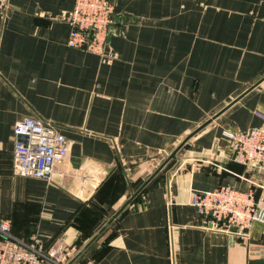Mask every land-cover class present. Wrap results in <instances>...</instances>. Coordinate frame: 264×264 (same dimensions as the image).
I'll return each instance as SVG.
<instances>
[{
	"label": "crops",
	"instance_id": "0c3cea01",
	"mask_svg": "<svg viewBox=\"0 0 264 264\" xmlns=\"http://www.w3.org/2000/svg\"><path fill=\"white\" fill-rule=\"evenodd\" d=\"M73 0L0 11V220L71 259L195 128L264 76V0H116L105 52L66 44ZM49 121L68 150L52 178L14 173L13 125ZM264 124V79L192 135L75 264H264L263 225L208 230L193 191L252 190L225 130Z\"/></svg>",
	"mask_w": 264,
	"mask_h": 264
},
{
	"label": "built area",
	"instance_id": "2783aa9c",
	"mask_svg": "<svg viewBox=\"0 0 264 264\" xmlns=\"http://www.w3.org/2000/svg\"><path fill=\"white\" fill-rule=\"evenodd\" d=\"M115 7L116 0H73L67 14L70 25L67 46L103 55ZM8 9L9 0H0V11L4 13ZM12 130L14 173L50 181L54 167L67 154L66 138L49 121L34 117L16 121ZM223 133L229 139L234 162L264 170V124ZM191 203L202 216V226L208 230L222 229L243 239L249 237L253 221L260 222L264 230V208L257 206L252 190L219 185L193 191ZM69 257L68 247L63 244L45 248L36 241L26 242L11 233L7 221L0 220V264H66Z\"/></svg>",
	"mask_w": 264,
	"mask_h": 264
},
{
	"label": "water",
	"instance_id": "95a60500",
	"mask_svg": "<svg viewBox=\"0 0 264 264\" xmlns=\"http://www.w3.org/2000/svg\"><path fill=\"white\" fill-rule=\"evenodd\" d=\"M264 79V76L261 77L258 81L253 83L251 86H249L242 94L237 96L232 102L227 104L224 108L219 110L216 114H214L211 118L207 119L205 122H203L201 125H199L197 128H195L192 132H190L179 144L174 150L153 170V172L139 185V187L133 191L130 196L115 210V212L108 218V220L105 222L104 225L101 226V228L94 234L90 240L80 249L66 264H71L81 253L82 251L115 219L134 199V197L154 178V176L168 163V161L174 159L178 161L177 152L179 149L183 146V144L196 132H198L200 129H202L205 125L211 122L217 115H219L222 111H224L228 106H230L234 101L238 100L244 93L248 92L250 89L255 87L260 81Z\"/></svg>",
	"mask_w": 264,
	"mask_h": 264
}]
</instances>
